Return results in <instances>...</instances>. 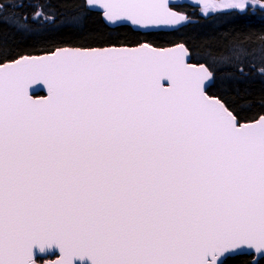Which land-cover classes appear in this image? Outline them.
<instances>
[{"label":"snow or ice","instance_id":"1","mask_svg":"<svg viewBox=\"0 0 264 264\" xmlns=\"http://www.w3.org/2000/svg\"><path fill=\"white\" fill-rule=\"evenodd\" d=\"M87 4L145 29L186 20L170 0ZM186 54L183 45L60 48L0 65V264L264 257V115L240 124L206 95L211 73ZM33 84L47 97L29 95Z\"/></svg>","mask_w":264,"mask_h":264},{"label":"trees","instance_id":"2","mask_svg":"<svg viewBox=\"0 0 264 264\" xmlns=\"http://www.w3.org/2000/svg\"><path fill=\"white\" fill-rule=\"evenodd\" d=\"M264 1V0H261ZM0 64L59 47H166L184 44L192 62L214 75L208 95L220 99L240 122L264 115V10L198 14L187 5L173 8L188 22L172 32L141 33L128 26L109 28L86 0H0ZM11 5V6H9ZM41 11L43 15L35 17ZM240 69H243L241 72ZM237 256L224 264H253ZM258 264H264L261 260Z\"/></svg>","mask_w":264,"mask_h":264},{"label":"water","instance_id":"3","mask_svg":"<svg viewBox=\"0 0 264 264\" xmlns=\"http://www.w3.org/2000/svg\"><path fill=\"white\" fill-rule=\"evenodd\" d=\"M215 1L217 0H213V2L215 3ZM86 4H87V0H86ZM183 5H187L193 9H201V8H204L203 4L198 2V0H170V7L173 11L179 13V14H183L185 17H186V20L184 22H182L181 24L179 25H160V26H155V27H150V28H141L139 26H136V25H133L130 21H116V22H110L108 21L104 15H103V10L102 9H99L98 7H94V6H88V8L93 11V12H97V13H100L102 15V19H103V22L109 27V28H112V29H115V28H118V27H121V26H128L130 28H132L134 31H138V32H141V33H151V32H172V31H175L179 28H181L182 26H184L187 22H188V15L184 12H181V11H178L176 9H174L173 7L174 6H183ZM236 11H239V12H242V13H246L248 10H249V6H247L244 10H240V9H235ZM262 10H264V7L262 8ZM231 9H226V12H230ZM146 44V43H144ZM140 45L142 44H139V45H135V46H127V45H121V46H115V45H111V46H102V47H72V46H64V47H59L57 49H60V48H81V49H88V48H112V47H116V48H137L139 47ZM149 45V44H148ZM177 45H183L185 50H186V55L184 57V61L185 63L187 64H190V65H193V66H196L197 68H199L200 65H204V64H195L192 62V57H191V54L189 52V50L187 49V47L184 45V44H175V45H171V46H166V47H157V46H152L150 45L152 48H155V49H174L176 48ZM57 49H55L54 51L52 52H48V53H43V54H39V55H25V56H39V57H43V56H47V55H50L52 53H54ZM24 57V56H22ZM22 57L20 58H17L13 61H8V62H4L0 65H7V64H11L17 60H20ZM205 68L211 73V79L210 80H207L205 81V93L206 95H208V89L214 84V75L213 73L210 71V69L204 65ZM162 85L164 87H169V83L167 81H162L161 82ZM28 92H29V95L33 96L34 99H39V98H42V97H47V88L45 85L43 84H33L29 87L28 89ZM209 96V95H208ZM211 97V96H209ZM212 98H216V97H212ZM259 119V118H258ZM257 119V120H258ZM256 121V120H254ZM254 121H250V122H240L238 120V122L240 124H245V123H251V122H254ZM243 255H247V256H254L253 258V261L252 263L253 264H258L261 260L264 261V257H262L260 254H257L255 253V250H247L245 249L244 251H240V250H237L236 252H234L233 254H230V255H226L223 260L224 262L229 259V258H233V257H237V256H243ZM51 258V259H49ZM58 256H50L46 259H48L49 261H54L55 259H57Z\"/></svg>","mask_w":264,"mask_h":264},{"label":"rangeland","instance_id":"4","mask_svg":"<svg viewBox=\"0 0 264 264\" xmlns=\"http://www.w3.org/2000/svg\"><path fill=\"white\" fill-rule=\"evenodd\" d=\"M224 0H217L215 3L216 4H221L223 3ZM247 6L250 7L251 11L252 12H255V10L261 8V7H264V1H261V0H247ZM227 8H218V9H215V10H208V11H205L204 8H201V9H198V14H202V15H205V16H208V15H212V14H216V13H221V12H225ZM232 10H235V9H232ZM233 12H236V11H233Z\"/></svg>","mask_w":264,"mask_h":264},{"label":"flooded vegetation","instance_id":"5","mask_svg":"<svg viewBox=\"0 0 264 264\" xmlns=\"http://www.w3.org/2000/svg\"><path fill=\"white\" fill-rule=\"evenodd\" d=\"M249 10H251V9H249ZM249 10H248V11H249ZM239 13H241V12H239Z\"/></svg>","mask_w":264,"mask_h":264},{"label":"bare ground","instance_id":"6","mask_svg":"<svg viewBox=\"0 0 264 264\" xmlns=\"http://www.w3.org/2000/svg\"><path fill=\"white\" fill-rule=\"evenodd\" d=\"M205 65V64H204Z\"/></svg>","mask_w":264,"mask_h":264}]
</instances>
